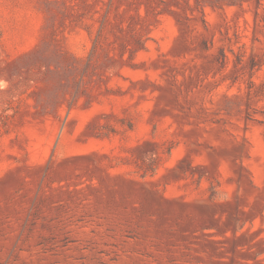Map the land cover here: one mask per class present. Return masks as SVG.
Here are the masks:
<instances>
[{
	"label": "rangeland",
	"instance_id": "obj_1",
	"mask_svg": "<svg viewBox=\"0 0 264 264\" xmlns=\"http://www.w3.org/2000/svg\"><path fill=\"white\" fill-rule=\"evenodd\" d=\"M0 264H264V0H0Z\"/></svg>",
	"mask_w": 264,
	"mask_h": 264
}]
</instances>
